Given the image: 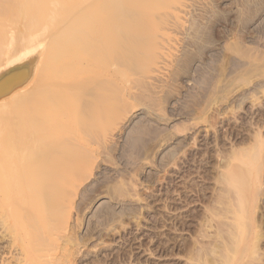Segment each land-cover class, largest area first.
Wrapping results in <instances>:
<instances>
[{"label": "rangeland", "instance_id": "1", "mask_svg": "<svg viewBox=\"0 0 264 264\" xmlns=\"http://www.w3.org/2000/svg\"><path fill=\"white\" fill-rule=\"evenodd\" d=\"M4 1L12 2L0 0V15L10 9L2 6ZM87 1L84 7L94 5ZM139 1L134 5L131 0L125 7L129 13L121 17L134 19V25L150 19L145 40L137 28L131 30L106 62L110 82L91 89L97 83L90 73H99L93 68L85 79L89 75L94 83L76 87L81 94L62 102L64 111L81 117L83 139L73 143L93 169L88 175L74 170L78 164H36L42 184L35 180L31 193L39 224L56 233L60 219L71 213L59 232L66 234L74 253L72 264H264V0H192L179 26L172 25L173 17L167 20L172 8L163 15V7L177 6L176 0L173 5L174 0ZM126 2L103 0V7ZM160 28L175 32V49L157 58L158 67H166L160 68L161 80L151 82L149 61L156 59L157 49L152 55L155 50H150L161 42L155 41L163 34ZM136 44L144 50L134 52ZM88 50L82 62L91 55ZM35 104L29 102L32 113ZM259 140L262 148L254 164L249 156ZM71 172L84 174L71 178ZM51 173L62 177L52 180Z\"/></svg>", "mask_w": 264, "mask_h": 264}, {"label": "bare ground", "instance_id": "2", "mask_svg": "<svg viewBox=\"0 0 264 264\" xmlns=\"http://www.w3.org/2000/svg\"><path fill=\"white\" fill-rule=\"evenodd\" d=\"M93 1L94 5L90 4L93 6L89 7H84V3L88 4L87 0H12L10 5L6 1H4L2 5L4 8L10 9L3 10L2 15H0V264L73 263L72 259L74 258H72V256L74 253L70 252L68 250L69 246H67L69 241L67 242V239L62 236L64 234L60 235L59 232L65 229V223L67 224V220L71 218L69 217L71 213L66 215L64 212L66 219H60L61 226L56 225L59 226L55 228L56 233L48 232L46 226H41L39 224L40 219L37 214L38 204L36 195H34L36 186L34 183L35 180L39 181L42 177L38 175V172H35L38 168L36 164H52L53 166L54 164H78V166L74 165V170L81 169V171H86L87 174L91 173L93 165H87L85 162V155L76 149L79 139L81 140V137L83 139V136H81L83 134L78 131L80 127H78V124L81 117L77 119L74 110L70 111L68 109V111H64V109L61 108L62 102L64 100L71 101L70 98L65 99L67 95L71 98L73 95L75 97L80 95L82 89L80 90L79 88L87 86L86 83L93 84L94 81L97 83L93 84L91 89L96 88L100 83L102 85V82L107 83L111 76H109L107 80V73L110 74V72L106 70L108 67L105 68V65L108 59H110L109 57L112 51L117 47L116 43H120L123 36L130 34L131 30H135L136 28L139 30L140 40H143V37H145L152 28L150 19H144L140 23L137 21L138 23L136 22L137 24L134 25V19H123L121 17L122 13L126 11L125 7L130 4L131 0L130 2L127 0L126 6H117L113 9L104 8L103 0ZM148 1L149 0H147V2ZM176 1L178 4L177 6L174 4L176 3L175 0L172 1L171 4H174L175 7L173 5V7L165 6L167 7L165 8L162 6V2L160 3L164 8L163 12L165 9H167V12L172 8L171 13L168 11V14L171 15H167L168 18L166 17L170 22V16L173 17L174 21L172 25L174 22L175 24H179V22H177L178 20H184L182 19L183 16L189 15V9L194 6L192 0ZM158 2H156V4ZM132 3H134V5L135 3L137 4L136 0ZM149 3L151 4V2ZM152 4L150 6H152ZM169 5L170 4H168V6ZM166 12L163 13L164 16ZM126 13L129 12L126 11ZM74 16L75 18L73 19L72 17ZM164 22H166V19ZM168 25L171 26V24ZM168 25L165 24V26ZM182 25L185 27L184 24ZM183 27L181 29H183ZM160 30V32H163L162 28H160ZM152 31L154 32L155 30ZM160 32H156L157 34H155L159 36V34H162ZM181 32L183 35V31ZM138 33L136 35H138ZM174 33L175 32L170 29L163 32V34L160 35L161 39L160 37L155 38V41L158 39L157 42H159V40H161V42L159 44L155 43L156 45L153 44L154 47L152 48L150 47V52L155 50L153 51L154 53L151 52V55L155 54L157 49L156 59L154 58L155 56H151L152 60L148 57L150 56L148 54L147 57L151 60H146L150 62L149 64H152V66L149 65V68H151H148V70L152 71L151 69L154 67L150 79L152 78L155 82L161 80L157 78H160L161 75L159 71H161V67L163 66L158 67L161 61L157 62V58L163 59L164 55H167L168 52H172L171 50L175 49ZM177 39H175V41ZM137 41H139V39ZM142 42L143 41H141V43ZM143 45L145 47V44ZM176 48L178 47L176 46ZM88 49L91 55L82 62L85 56L84 53H86L85 50ZM135 49L136 51L134 52L139 51V49L141 51L142 49L144 50V48L137 47V44L136 48L133 47V50ZM128 52L131 51L128 50ZM164 66L166 67V65ZM93 68L98 69L100 74L90 73L89 71L91 69L93 71ZM158 68L161 69L158 70ZM86 71L92 75L94 81L89 75H87L88 80L85 79V74H89L88 72L86 73ZM95 71L97 72V70ZM162 73L164 72H161V74ZM95 74H98L99 79ZM147 77H149V75ZM31 78H33L32 82H30ZM89 78L93 82H89ZM152 79L151 82H153ZM149 81L150 80H148V82ZM63 82H65V84ZM84 82L85 84L83 85ZM62 84L64 85L62 86ZM76 87L79 88L76 89ZM88 87L89 86H87L86 89ZM112 89L114 88L112 87ZM101 90L104 92V90L106 91L107 89L104 88V90ZM5 99H8V103L2 105L1 102ZM30 101L36 102V111L33 113L30 112L34 107L33 105L32 109L29 110L28 105ZM67 103L68 102H66L64 106L70 104V102ZM70 105L68 106L69 108ZM80 105L79 107L82 108V105ZM82 112L83 110L77 113L79 114ZM95 113H97V111ZM80 128L83 131V128ZM35 129L38 130L36 134L33 133ZM87 130L89 132V129ZM90 133L93 134L91 130ZM88 136L90 135L88 134ZM74 141L77 143L74 144ZM262 142L263 141L260 142V140L257 141L259 144L255 146L257 147L255 152L249 156V160L254 164H257L259 161V152L262 148ZM82 160L85 162L84 167L81 165ZM53 166L50 165V167ZM45 170L48 171L47 169ZM56 172L59 173L60 170L59 172L56 170ZM63 173L59 174L69 177L67 172L66 174ZM36 174L38 175L37 177L40 176V178L36 177V179H34ZM70 174L72 175L70 177L73 178V175H79V177H81L80 175L84 173L79 174L78 172V174H75L71 172ZM87 174L84 176L86 177L89 175ZM50 175V179L53 176L52 180L54 177L55 179L56 177H62L60 175V177L56 176L55 173L54 175L52 173ZM226 179L229 181L228 178ZM226 179L224 180L225 182ZM62 180H64V178H62L61 181ZM66 180L63 182L67 183L69 181L67 180L66 182ZM78 180H80V178ZM40 182L42 184L41 180ZM51 182L54 183V181ZM230 182H228V184H230ZM66 185L72 186L74 184L72 183L71 185V182H69ZM55 186L56 184L54 187ZM49 187L51 189L53 185H49ZM74 187H76V185ZM45 188L47 189V187ZM32 191L34 192L31 193ZM58 193L59 191L57 194ZM41 194L43 195L44 193L40 192V195ZM46 196L47 194H45V197ZM33 198L34 200H32ZM48 209L50 210L49 207ZM58 210L60 209L58 208ZM49 212H47V217L51 216ZM60 214L62 215V213ZM57 215L58 217H56L55 214L53 218H58L59 221V214ZM54 219H50L49 222H53ZM48 225L50 226V224ZM235 233L236 232H234V234ZM229 240L227 243H231ZM232 244L235 246V242ZM219 252L220 251H218V254H220ZM224 256L225 254L222 255L223 258ZM227 256L225 258H227ZM223 258L222 260H225ZM226 260L228 261V259ZM228 262L227 264H229ZM218 264L220 263L218 262Z\"/></svg>", "mask_w": 264, "mask_h": 264}]
</instances>
